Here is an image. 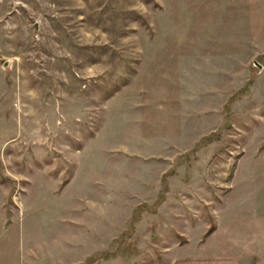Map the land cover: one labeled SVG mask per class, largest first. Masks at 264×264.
Masks as SVG:
<instances>
[{"label":"rangeland","instance_id":"obj_1","mask_svg":"<svg viewBox=\"0 0 264 264\" xmlns=\"http://www.w3.org/2000/svg\"><path fill=\"white\" fill-rule=\"evenodd\" d=\"M238 202L264 213V0H0V264H172Z\"/></svg>","mask_w":264,"mask_h":264},{"label":"crops","instance_id":"obj_2","mask_svg":"<svg viewBox=\"0 0 264 264\" xmlns=\"http://www.w3.org/2000/svg\"><path fill=\"white\" fill-rule=\"evenodd\" d=\"M242 210L247 211L239 202L233 208L231 242L225 239L221 247L217 243L205 246L195 254L175 259L172 264H264V213L257 217L248 208V223L244 224L241 217L246 215H242ZM218 232L219 228L215 229L212 236Z\"/></svg>","mask_w":264,"mask_h":264},{"label":"water","instance_id":"obj_3","mask_svg":"<svg viewBox=\"0 0 264 264\" xmlns=\"http://www.w3.org/2000/svg\"><path fill=\"white\" fill-rule=\"evenodd\" d=\"M255 65L258 66L260 69H262V65L261 64L255 62Z\"/></svg>","mask_w":264,"mask_h":264}]
</instances>
